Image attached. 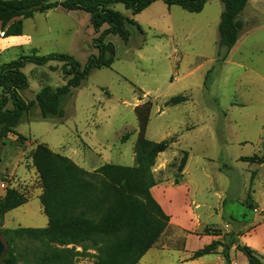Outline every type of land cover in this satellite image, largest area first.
<instances>
[{"label": "rangeland", "instance_id": "rangeland-1", "mask_svg": "<svg viewBox=\"0 0 264 264\" xmlns=\"http://www.w3.org/2000/svg\"><path fill=\"white\" fill-rule=\"evenodd\" d=\"M53 1L61 0H48ZM112 7L136 25L126 24V42L112 33L104 38L115 49L111 66L93 68L62 98V117L43 118L35 102L43 86L65 83L62 63L50 60L21 68L28 85L19 94L34 104L14 133L0 137V197L11 187L27 201L4 214L1 229L47 225L38 198L40 180L31 162L36 144H45L87 171L104 163L133 165L138 130L134 109L150 101L145 136L172 140L152 167L157 184L151 192L155 199L166 200L171 215L187 227L171 221L174 227L137 264H192L190 252L204 243L203 237L189 234L201 235L204 227L222 228L239 212L249 214L251 195L246 206L242 199L255 173L264 172L263 167L256 169L262 164L240 160L264 156V0H249L238 14L242 28L227 54L219 45L220 0H208L198 13L167 6L162 0L136 14L120 3ZM23 27L31 42L0 46V64L19 55L63 53L83 66L89 55L97 53L92 40L107 25L94 32L86 12L59 6L34 12L23 19ZM176 95L186 100L168 104ZM184 151L187 160L179 176ZM177 177L181 181L174 184ZM1 229L0 258L7 248ZM210 257L215 256L204 255L194 263ZM74 264L96 263L83 258Z\"/></svg>", "mask_w": 264, "mask_h": 264}, {"label": "trees", "instance_id": "trees-1", "mask_svg": "<svg viewBox=\"0 0 264 264\" xmlns=\"http://www.w3.org/2000/svg\"><path fill=\"white\" fill-rule=\"evenodd\" d=\"M156 0H0V29L4 37L23 34V19L32 17L36 11L62 7L67 11L79 10L89 15L94 32L107 25L94 37L91 54L82 66L73 56L63 53L48 55H19L0 64V137L14 133L20 118L34 104L26 102L19 90L28 85L21 71L27 63L42 65L50 60L62 63L66 76L63 85L43 86L35 95L41 116L62 117L61 100L86 79L93 68L110 67L115 49L104 38L112 33L127 41L126 24L136 25L112 5L120 3L136 14ZM208 0H162L167 6L177 5L185 11L198 13ZM223 9L218 23L219 45L227 54L234 46L242 28L238 14L248 0H220ZM42 5L33 8V5ZM186 100L176 95L168 104ZM151 102L135 106L138 122L137 137L133 146L134 164L104 163L93 171L78 166L67 156L52 151L43 143L35 145L31 153L41 186L38 198L47 216L44 227L1 229L6 212L24 204L26 197L14 188H7L0 197V229L6 241L5 253L0 264H74L83 258H92L96 264H137L160 237L174 226L170 216L153 196L151 189L157 184L152 167L159 153L165 151L171 139L152 141L145 136L151 111ZM187 160L183 152L177 169L181 176ZM241 161L263 165L264 156H242ZM253 176V174H252ZM174 179V184L180 182ZM250 190L247 193L249 197ZM251 206V205H249ZM202 234L221 235L219 228L204 227ZM213 240L192 251L191 259L217 253L229 261L227 246L234 243ZM236 248L246 257V264H264V257L247 245L236 242Z\"/></svg>", "mask_w": 264, "mask_h": 264}, {"label": "crops", "instance_id": "crops-1", "mask_svg": "<svg viewBox=\"0 0 264 264\" xmlns=\"http://www.w3.org/2000/svg\"><path fill=\"white\" fill-rule=\"evenodd\" d=\"M30 42H31V36L24 32V27H23L22 35H12L7 37L3 36V39H0V46L15 47L20 45L21 46L26 45L29 44ZM262 167L263 165L257 167L256 169L260 170ZM249 190L251 195L250 202L252 203V207L249 208H251L252 211L249 214H246L245 212H239V214L236 215V218H232L230 220L231 222H226L224 224V227L222 228L212 227V228H219L221 230V235L189 234L190 237L191 236L203 237L202 238V243H204L203 245L208 244L213 240H220L223 243H228L230 238H233L235 240L234 243L232 244L229 243L227 246L228 255H229L228 263L226 262L224 256L221 253L222 247H219L217 253H211L214 254L215 257H210L206 259L203 263H198V264H246L247 257L242 251L236 248V242L249 246L250 248H252L253 250H255L264 257V172L257 171L255 173L252 182L248 186V189L245 194V198L243 197L242 199L243 201L242 204L245 206H246L247 193ZM2 195L3 192L1 193L0 196ZM157 201L161 205L163 210L170 216V222L172 221L173 223L178 224L184 228L187 227V226L185 227L183 220H181V218L176 216L174 217L171 215L172 210L171 211L168 210L166 200H162V201L157 200ZM189 210L190 212H192L190 207ZM229 217L231 218V215ZM185 247H186V243H185ZM191 253L192 252H190L189 256L191 255ZM191 260L193 264L196 259H190L189 261ZM187 261L188 260H185L183 263H186Z\"/></svg>", "mask_w": 264, "mask_h": 264}, {"label": "water", "instance_id": "water-1", "mask_svg": "<svg viewBox=\"0 0 264 264\" xmlns=\"http://www.w3.org/2000/svg\"><path fill=\"white\" fill-rule=\"evenodd\" d=\"M42 5V3H40V4H36V5H33L32 7L33 8H38V7H40ZM2 250H3V246H2V244L0 243V253L2 252Z\"/></svg>", "mask_w": 264, "mask_h": 264}]
</instances>
